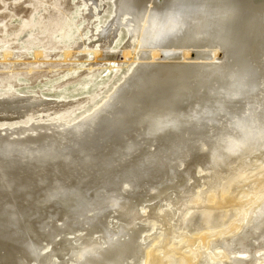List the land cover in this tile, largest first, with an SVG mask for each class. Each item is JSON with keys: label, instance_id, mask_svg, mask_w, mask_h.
<instances>
[{"label": "bare ground", "instance_id": "1", "mask_svg": "<svg viewBox=\"0 0 264 264\" xmlns=\"http://www.w3.org/2000/svg\"><path fill=\"white\" fill-rule=\"evenodd\" d=\"M114 6L158 52L81 122L0 134V264H143L147 219L164 250L149 264H264V0ZM194 46L211 56L163 51ZM16 95L2 98L3 114L46 101Z\"/></svg>", "mask_w": 264, "mask_h": 264}, {"label": "rangeland", "instance_id": "2", "mask_svg": "<svg viewBox=\"0 0 264 264\" xmlns=\"http://www.w3.org/2000/svg\"><path fill=\"white\" fill-rule=\"evenodd\" d=\"M114 2L115 0H0V102L4 97L12 98L14 93L21 98L29 95L46 99L30 105L19 103L17 108L4 114L0 106V129L8 128L3 132L0 130V134L13 137L33 134L32 130L21 134H12L8 131L19 126L26 127L31 121H34L33 126L53 128L52 125H55L54 129L58 119L69 124L81 122L110 99V95L133 72L132 69L142 56L144 61L152 62L150 58L153 52H158L157 48L151 47V49L144 42L143 47H140L136 20L132 15L123 17L125 22L122 18L120 20L118 12L113 13ZM67 16L71 17L69 19L73 23L71 30L66 26L69 21ZM120 22H123L122 25ZM177 49L166 48L163 51L178 52L176 54L180 57L182 53L196 54L199 50L208 49L205 55L202 54L204 58L210 57L213 51L209 48L195 49V46L189 49L180 48L182 51ZM141 50L142 54H140ZM8 51L14 52L13 56L6 57L5 53ZM41 51L44 53L42 57L37 56ZM173 60L171 58V61ZM260 86L264 89V83ZM223 116H225L224 120L230 121L231 114L223 113ZM214 126L215 123H212L211 127ZM59 128L63 129L61 125ZM205 147L201 146L202 149H206ZM129 159L130 157L116 159L113 169L121 170ZM203 174L205 175L206 172L202 173V176ZM192 182L194 183L193 180ZM95 212H87L88 217L93 216ZM142 213L146 219L147 209H143ZM114 218L116 217L111 220L115 221ZM75 220L76 223L78 219ZM80 220L82 221V218ZM48 221L53 222L54 219L50 217ZM147 221L140 220L141 224L149 228H146L147 232L144 234L148 239V246L145 245L143 264H149L150 253L157 254L164 251L161 247L157 248L161 238L154 240L158 231L156 226L150 219ZM84 223L79 226L82 231L85 226L89 227L86 222ZM86 228L84 230H87ZM204 231L201 229L195 231L193 237L202 236ZM77 233H75L76 237H78ZM75 235L69 234L68 237L74 239ZM59 239L61 238L57 240ZM46 240L41 242L43 244L45 242V246L49 243ZM262 249L264 246L260 247V251ZM234 252L228 251L227 254L229 257H234L236 256ZM259 256L264 260L263 251ZM74 263L76 264L75 260H69L68 264ZM176 264H182V260H177Z\"/></svg>", "mask_w": 264, "mask_h": 264}]
</instances>
